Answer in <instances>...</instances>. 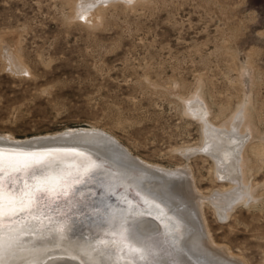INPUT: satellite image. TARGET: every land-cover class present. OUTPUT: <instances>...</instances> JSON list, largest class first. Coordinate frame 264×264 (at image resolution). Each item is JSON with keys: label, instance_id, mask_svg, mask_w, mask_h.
Returning <instances> with one entry per match:
<instances>
[{"label": "rangeland", "instance_id": "1", "mask_svg": "<svg viewBox=\"0 0 264 264\" xmlns=\"http://www.w3.org/2000/svg\"><path fill=\"white\" fill-rule=\"evenodd\" d=\"M197 102L214 126L252 127L255 198L202 212L214 242L264 264V0H0V139L99 130L150 169L186 166L211 198L233 185Z\"/></svg>", "mask_w": 264, "mask_h": 264}, {"label": "bare ground", "instance_id": "2", "mask_svg": "<svg viewBox=\"0 0 264 264\" xmlns=\"http://www.w3.org/2000/svg\"><path fill=\"white\" fill-rule=\"evenodd\" d=\"M18 59L15 57V61ZM196 106L194 114L201 116L208 144H211L204 151L215 159L220 179L233 185L229 190L214 192L211 198L201 192L186 166L172 170L160 166L150 169L117 147L113 143V140L118 141L116 138L99 130L81 128L24 142L0 139V148H19L17 150L26 153L32 148H64L57 157L76 164L78 172L84 173V179L91 178L95 188L91 194L94 197L84 203V207L79 200L72 204V199L64 196V203L70 207L68 213L62 208L43 213L48 211L39 206L0 220L3 225L0 236L5 240L0 251L3 264H246L228 248L214 242L202 206L210 199L219 216L228 218L238 202L255 198L247 179L245 155L254 132L245 114L242 119L238 113L232 124L224 128L209 123L207 108L202 102H197ZM9 150L0 152L6 156L22 153ZM40 166L33 169L44 168L51 177L65 171L61 168L58 173L55 166ZM27 173L30 172L13 175ZM0 180L9 191L18 193L24 188L15 176H12L14 188L6 174L0 175ZM119 183L132 186L145 203V208L143 204L139 207L143 208L141 211H151L156 219L140 214L139 208L107 206L103 200L105 192ZM69 186L65 184L64 193L75 190ZM97 187L101 188L97 190ZM123 228L130 230L132 245L143 250V259L139 254L129 255L126 249L119 250L115 242L120 240ZM10 238L15 240L12 247H8ZM102 241L105 243L101 244Z\"/></svg>", "mask_w": 264, "mask_h": 264}, {"label": "water", "instance_id": "3", "mask_svg": "<svg viewBox=\"0 0 264 264\" xmlns=\"http://www.w3.org/2000/svg\"><path fill=\"white\" fill-rule=\"evenodd\" d=\"M113 141H114L113 143L117 145V147H119L125 154L132 156V154L129 153L127 149L123 147L118 141L116 140H113ZM6 149H10L9 151L22 152L20 150H17L19 148H15V149L14 148L13 149L12 148H0V150H6ZM61 149H64V148L56 146V147L32 148L31 150H27V153L37 154L35 159H38L40 163L34 164L32 167L25 170L30 173H27L23 176L20 174L13 175L17 179L16 181H19V184L23 186H25L26 184L34 185L38 180H45V179H48L54 182L50 185L51 191H49L48 193H41L39 197L40 199H37V203L34 206V208L40 206L39 207L40 209L48 211V212H43V213H52L54 209L56 212L57 210H60L61 208L63 212L68 213L69 212L68 210L70 207H68L66 203H64L66 200L65 197L71 198L72 204L77 203V201L79 200L82 205L86 203L87 201L89 202L91 197L92 198L94 197L91 195L93 192V189H95L93 188L94 187L93 180H91V178L84 179L83 178L84 173L78 172L77 170L78 166H76V164L71 163V162L66 163L61 158L57 157V155L62 154L61 152H64V151H61ZM22 153H26V152H22ZM10 157H15V155H11ZM36 165L38 167H41L40 165H42L43 167L49 166V165L55 166V169L57 170L58 173H60V171L58 170H62L61 168H64L65 173L63 172L62 174L60 173L56 177L55 176L51 177L49 176V174H46L48 170L43 171L44 168H39V170L37 169L38 171L34 170L33 167L34 166L37 167ZM95 167L97 168V165ZM33 173L35 174L33 175ZM52 174L54 173L52 172ZM78 177L81 179L76 181ZM64 182L65 184L70 185L69 188L75 187V190L74 189L70 190L69 193L67 194L64 193L65 192V184H63ZM98 188H101V187H97V190ZM138 195L139 193L132 186L119 183V184H115L113 189L105 192L103 196V200H105L107 206L111 208L116 204L117 205L119 204L120 207H124L127 209L139 208L143 204L142 206L145 208V203H142V198ZM44 200H47V201L45 202ZM84 206L85 204L82 207ZM141 209L139 211L140 214L155 218L151 214V211H145V210L141 211Z\"/></svg>", "mask_w": 264, "mask_h": 264}, {"label": "snow or ice", "instance_id": "4", "mask_svg": "<svg viewBox=\"0 0 264 264\" xmlns=\"http://www.w3.org/2000/svg\"><path fill=\"white\" fill-rule=\"evenodd\" d=\"M36 155L35 153H18L15 157H10L0 152V175L6 174L14 188L13 174L25 171L34 164H39L40 161L35 159ZM52 183L54 182L48 179L38 180L34 185L26 184L17 193L16 191H9L5 187L4 181L0 180V220L6 216H14L18 212L32 209L37 203V194L51 191L50 185ZM2 227L3 225L0 224V229ZM129 231L128 228H123L120 233V240L115 243L119 246L121 252L126 249L129 255L139 254L140 258L143 259V250L132 245L129 240ZM104 243L101 242V244ZM14 244L15 240L10 238L8 247H12ZM4 246L5 240L3 236H0V251L3 250ZM0 264H3L2 260H0Z\"/></svg>", "mask_w": 264, "mask_h": 264}]
</instances>
